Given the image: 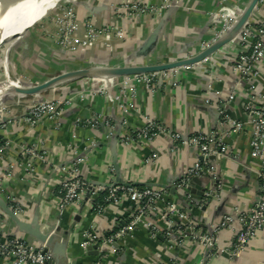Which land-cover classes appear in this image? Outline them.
Here are the masks:
<instances>
[{
  "label": "crops",
  "instance_id": "1",
  "mask_svg": "<svg viewBox=\"0 0 264 264\" xmlns=\"http://www.w3.org/2000/svg\"><path fill=\"white\" fill-rule=\"evenodd\" d=\"M125 3L161 6L165 0H79L74 6V48L68 53L61 51L58 26L47 19L9 44L5 75L45 87L36 94L21 93L12 86L3 92L6 102L0 100V146L6 147L0 154V200L13 206L15 218L32 232L54 236L57 246L65 244L60 264H264V228L234 259L220 251L231 248L236 227L221 230L211 247L192 241L179 247L139 226L118 242L116 253L94 255L81 248L85 234H114L128 222L134 205L124 199L118 205L105 204L98 212L91 192L60 209L61 169L71 165L93 186L120 182V186L174 188V193L169 192L171 198L205 233L218 227L223 216L234 209L250 210L259 193L264 158L252 154L247 105L257 94H264V61L254 84H244L235 76L231 65L241 51L239 37L225 41L227 44L199 65L158 72L152 86L136 83L133 76L118 77V73L73 76L96 67L158 66L194 57L220 27L216 16L222 9L235 13L244 8L246 0H170L161 15L135 19L118 9ZM237 16L240 14L232 18ZM263 17L264 5L248 22ZM108 25H116L122 36L101 33ZM89 29L100 33L92 38ZM66 76L73 77L56 84ZM229 94L234 95L231 101L226 97ZM48 100L62 102L59 114L28 125L31 107ZM147 120L184 138L221 132L230 120L242 125L224 138L228 154L209 164L217 188L208 179L201 180L199 188L214 194L205 206L199 205L204 198L192 194L196 204L187 206L185 193L175 188L196 162L204 163L196 147L163 136L151 143H123ZM13 238L45 248L39 240L21 233L0 208V239ZM0 264L5 263L0 260Z\"/></svg>",
  "mask_w": 264,
  "mask_h": 264
},
{
  "label": "built area",
  "instance_id": "2",
  "mask_svg": "<svg viewBox=\"0 0 264 264\" xmlns=\"http://www.w3.org/2000/svg\"><path fill=\"white\" fill-rule=\"evenodd\" d=\"M169 1L165 0V3L161 6H151L148 3H125L118 9L123 11L128 18L132 19L151 15L155 16L157 14L161 15L163 8L168 5ZM69 12L71 13H69L68 22L60 21L57 26L61 32L60 34H63L64 42L71 45L74 43L77 27L74 10H69ZM236 14L224 8L222 9L221 13L216 16L219 19V29L215 30L214 38L212 41L209 40L208 45L204 44V42L201 44V50L209 49L215 39L230 29L234 24L231 17L236 16ZM212 16L210 15V17ZM226 17L231 19V24L227 25ZM99 31L95 32L89 29L90 36L92 38L95 37ZM112 32L118 37L123 34L116 25H108L101 30V33L106 34ZM238 43L241 46V51L235 57L231 65V71L244 84L252 85L257 80L259 76L258 69L264 61V17L256 22H248L240 32ZM194 57L192 56L184 60ZM186 68L188 67L176 68L172 71ZM156 75L157 73L135 75L133 76V80L136 83L152 86L155 85ZM128 81L125 83L126 86ZM226 97L231 101L234 95L229 94ZM61 104L62 102L59 100H48L33 105L27 114L26 121L28 125L34 126L45 116L54 118L59 114L58 111ZM247 112L252 129L250 141V146L253 149L252 154L255 157L264 158V94H257L254 100L247 105ZM241 127L242 125L237 123L236 120H230L221 132L217 131L209 136L196 135L184 138L180 134H173L167 131L156 122L147 120L144 127L134 133L128 134L123 139V143H151L157 136H163L171 138L173 142H180L183 145L196 147L204 163L201 161L196 162L175 184L176 189L185 193V201L190 206L194 205L195 202L188 191L189 182L194 177L211 174L210 162L228 154L224 138L231 130L238 131ZM5 147L6 145L0 146V154ZM77 162H81V159ZM61 170L64 174V179L60 183L59 196V207L62 211L68 206L76 204L84 194L90 195L91 192L93 193L94 202L100 194L106 193V204L118 205L124 199H127L134 205V213L130 216L128 222L114 234L107 237H99L93 232L86 233L81 243V248L84 252H88V249L91 247H96V251L102 257L114 254L117 252L118 242L139 226L149 230L153 236L163 239L166 243L179 247H182L188 241L211 247L214 244L216 245V235L221 230H230L236 227L237 230L231 248L227 251L219 250L220 252H224L229 259H234L241 255L249 243L264 228V176L262 174L258 175L259 193L255 196L251 209L247 212L234 209L223 216L218 227L210 228V232L205 233L191 218L182 212L180 205L171 198L169 189L167 188L153 189L147 187L138 188L130 185L105 186L102 184L93 186L78 176L77 170L73 165L64 166ZM213 196L214 194L211 192L206 194V197ZM94 202L93 206L99 212L102 206H96ZM206 202L205 198L199 205L205 206ZM160 205L161 208L158 209L160 212H155V209ZM9 208L13 212L15 211L13 206ZM0 260L5 264H49L51 255L45 253L44 249L36 248L20 238L0 239Z\"/></svg>",
  "mask_w": 264,
  "mask_h": 264
},
{
  "label": "water",
  "instance_id": "3",
  "mask_svg": "<svg viewBox=\"0 0 264 264\" xmlns=\"http://www.w3.org/2000/svg\"><path fill=\"white\" fill-rule=\"evenodd\" d=\"M43 1L44 0H36V5H37L36 9L37 10L34 13H32L30 15V17L26 19V21L23 22V25L26 27L23 29L21 35L17 34V32H16V31H18L16 29H20L19 25H17V26L13 25L7 29L5 28L6 30L0 31V43H9V42H12L15 40H20L25 35V33H27L29 31V29L33 27V24L38 23L42 19L41 13L43 12V10L45 8V4H43ZM78 1L79 0H77V2ZM256 2H257V0H251L250 4L246 8L245 15H244V19L246 20L245 25L250 20L249 17H250L251 11L253 10ZM3 32H6V33L8 32L7 35L11 34V36H9V37L7 35L4 36ZM14 33H16V34H14ZM148 44H150V43H148ZM148 44L145 45L144 48H147ZM225 44H227V43L222 44L221 46L212 50V52H209V49H210L209 48L206 51L200 53L199 55H196L194 58L189 59V60H180V61L171 62L168 64H163V65H158V66H131V67H122V68L96 67V68L116 70L119 72L116 75L118 77L119 76H135V75H142V74L164 72V71H168V70H172V69H176V68L190 66V65H193L197 62H200V61L204 60L205 58H207L208 56H210L211 54H213L215 51H217L219 48H221ZM82 72L74 74L73 76H75V75L79 76V74ZM84 75L85 74H83V75L80 74V76H84ZM47 85L49 86V84H47ZM44 87L45 86H40V87H36V88H30L28 90L23 89L24 91H22V88L21 89L18 88L17 90H19V92H21V93L36 94V92H38L40 88L43 89ZM202 179H208L211 182V185H213V188H217L218 181L213 180L211 175H200L198 177H194L191 179V181L189 182L188 191L192 195H197L198 197L204 198V199L206 198L207 202H209L212 199V197H206L207 188H202V189L199 188V185H200ZM117 183L119 184L120 182H116V184L114 186L118 185ZM168 189H169L170 193L175 192L174 188H168ZM208 191L212 193L213 190L208 189ZM186 205L188 206L187 203H186ZM0 208L6 214V216H8L14 222L17 223V226H18L19 231L21 233L28 234V235L34 237L35 239L39 240L41 242V244H43V246L45 247L44 252L51 255V261L49 264H60L61 263V261L65 257V250H64L65 244H61V246H57V243L55 242L54 236H50L48 238H47V236H39L38 231L32 232L30 230V227H26L25 225L19 223L17 218H15L14 212L11 210V208H9V206L3 200H0ZM58 248H59V250H61V252L57 250ZM62 248H63V250H62ZM88 252L91 254L93 253L94 255H98V252L96 251V247L89 248Z\"/></svg>",
  "mask_w": 264,
  "mask_h": 264
},
{
  "label": "bare ground",
  "instance_id": "4",
  "mask_svg": "<svg viewBox=\"0 0 264 264\" xmlns=\"http://www.w3.org/2000/svg\"><path fill=\"white\" fill-rule=\"evenodd\" d=\"M60 0H44L43 4H45V8L43 12L41 13V17L43 18L46 16L51 10H53L57 3ZM42 3V2H41ZM36 0H0V31L6 30L7 28L11 26H17L19 25L20 29H16L18 31L17 34H22L23 29L26 27L23 25V22L26 21L27 18L30 17L32 13H34L36 9ZM247 8V7H246ZM245 8V9H246ZM240 14V16H237L233 19L234 24L230 27V29L221 35L218 41H216L213 46L210 47L209 52H212V50L216 49L220 44L224 43L227 40H230L234 37L239 36L240 31L244 27V24L246 20L244 19L245 11ZM6 28V29H5ZM4 36L8 34V32H3ZM16 34V33H14ZM8 37L11 36V34L7 35ZM119 73L116 70L112 69H100V68H93L88 71H84L80 73L81 75H91V76H110L111 74ZM79 74V75H80ZM73 76H66L56 82H64L65 80H68L72 78ZM50 85V83H49ZM19 86V85H18ZM20 87V86H19ZM22 88V87H21ZM20 88V89H21ZM23 90V89H22Z\"/></svg>",
  "mask_w": 264,
  "mask_h": 264
},
{
  "label": "rangeland",
  "instance_id": "5",
  "mask_svg": "<svg viewBox=\"0 0 264 264\" xmlns=\"http://www.w3.org/2000/svg\"><path fill=\"white\" fill-rule=\"evenodd\" d=\"M77 0H60L56 7L51 10L45 17H43L41 20H50L51 22H53L56 25H59L60 21L62 22H68L69 20V10H74V6L76 5ZM251 0H246V4H243L242 7L244 8H238L237 11L235 13H237L236 15H239L243 12V10L250 4ZM264 5V0H257L256 4L254 5L253 10L251 11L250 14V20L252 18H254L255 14L260 12V7H262ZM64 10H66L64 12ZM231 19L233 20V18L231 17ZM231 19L229 17H226V23L227 25L231 24ZM39 23H36L34 26L37 27ZM34 28V27H33ZM219 28H215V30H218ZM61 33L60 31H58V34ZM215 33V32H214ZM27 33H25L26 35ZM240 34V33H239ZM24 35V36H25ZM60 36V35H59ZM58 36V37H59ZM239 37V36H238ZM214 38V34L212 35V37L210 38V40L212 41ZM59 40V45L61 48L62 53H68L70 51L73 50V46L72 44H66L63 40V34L58 38ZM57 40V42H58ZM216 40V39H215ZM209 40L205 41L204 44L208 45ZM11 46V42L9 43H0V100L6 102V99L4 98L3 92L6 90L7 87H14L16 89L21 88L22 86H30V88L36 87L35 84H31L27 79H22L19 77H14L12 79L11 75L6 76L5 74L7 73V63H6V49L8 48V46ZM206 51L205 50H200L198 52L197 55H199L200 53ZM218 51V50H217ZM216 52V51H215ZM214 52V53H215ZM11 56L9 57V59H11L12 57V53L10 54ZM212 56V55H210ZM210 56H208L207 58H205L204 60L197 62L193 65L190 66H196L198 64H201L202 62H204L205 60H208L210 58ZM189 67V66H187ZM174 70V69H172ZM172 70H168V71H172ZM24 82V83H23ZM20 87H19V86ZM28 90V89H27ZM1 112V111H0ZM3 125H5V123H3Z\"/></svg>",
  "mask_w": 264,
  "mask_h": 264
},
{
  "label": "trees",
  "instance_id": "6",
  "mask_svg": "<svg viewBox=\"0 0 264 264\" xmlns=\"http://www.w3.org/2000/svg\"><path fill=\"white\" fill-rule=\"evenodd\" d=\"M2 145V144H1ZM105 197H106V193H102L100 194L99 198L96 200V202H94V204L97 206H103L106 204L105 202ZM93 208L96 209V207L94 206Z\"/></svg>",
  "mask_w": 264,
  "mask_h": 264
}]
</instances>
